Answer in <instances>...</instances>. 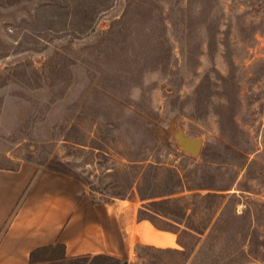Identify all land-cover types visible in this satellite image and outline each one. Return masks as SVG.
Returning <instances> with one entry per match:
<instances>
[{"label":"rangeland","instance_id":"1","mask_svg":"<svg viewBox=\"0 0 264 264\" xmlns=\"http://www.w3.org/2000/svg\"><path fill=\"white\" fill-rule=\"evenodd\" d=\"M23 162L177 235L131 264H264V0H0V168Z\"/></svg>","mask_w":264,"mask_h":264},{"label":"crops","instance_id":"2","mask_svg":"<svg viewBox=\"0 0 264 264\" xmlns=\"http://www.w3.org/2000/svg\"><path fill=\"white\" fill-rule=\"evenodd\" d=\"M141 202L96 199L78 177L23 162L0 168V264H29L63 245L69 259L107 255L131 264L141 246L177 248V235L140 215Z\"/></svg>","mask_w":264,"mask_h":264},{"label":"trees","instance_id":"3","mask_svg":"<svg viewBox=\"0 0 264 264\" xmlns=\"http://www.w3.org/2000/svg\"><path fill=\"white\" fill-rule=\"evenodd\" d=\"M58 250L61 251V253H62L61 256H59V254L56 255ZM95 257L107 259L114 264H120V262H121L117 258L107 256V255H99V256H95ZM80 259H85V257L74 259V261H77ZM67 261H71V260H69V258H67V256H66L65 247L63 245L59 244L56 246L44 247V248H41V249L34 251L33 254L31 255V259H30L29 264H52V263L67 262Z\"/></svg>","mask_w":264,"mask_h":264},{"label":"water","instance_id":"4","mask_svg":"<svg viewBox=\"0 0 264 264\" xmlns=\"http://www.w3.org/2000/svg\"><path fill=\"white\" fill-rule=\"evenodd\" d=\"M180 141L187 152L192 153L194 156H198L201 153L203 147V141L201 139L187 138L181 139Z\"/></svg>","mask_w":264,"mask_h":264}]
</instances>
